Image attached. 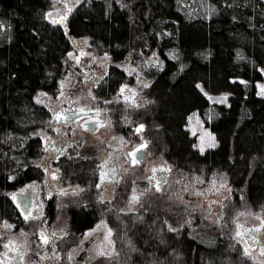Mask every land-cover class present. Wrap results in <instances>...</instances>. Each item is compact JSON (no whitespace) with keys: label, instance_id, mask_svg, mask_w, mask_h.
Here are the masks:
<instances>
[{"label":"trees","instance_id":"1","mask_svg":"<svg viewBox=\"0 0 264 264\" xmlns=\"http://www.w3.org/2000/svg\"><path fill=\"white\" fill-rule=\"evenodd\" d=\"M52 6L0 0V224L25 226L9 194L45 180L38 132L52 115L37 96L59 92L74 41L86 39L115 64L97 97L110 100L127 82L118 64L143 69L139 122L151 152L185 173H225L231 199L216 231L172 230L154 206L122 211L131 185L117 187L112 204L99 201V161L81 150L61 163L62 180L83 188L73 198L72 234L107 220L116 254L96 264H252L231 225L240 209L264 214V0H84L62 23L49 20ZM150 56L158 64L148 68ZM204 90L228 93L227 102H211ZM195 112L217 139L203 152L188 129Z\"/></svg>","mask_w":264,"mask_h":264},{"label":"rangeland","instance_id":"2","mask_svg":"<svg viewBox=\"0 0 264 264\" xmlns=\"http://www.w3.org/2000/svg\"><path fill=\"white\" fill-rule=\"evenodd\" d=\"M83 1L84 0H52L53 6L48 12L49 20L61 21L63 17L67 19L69 13ZM49 13H51V15H49ZM66 19H63L62 22H66ZM74 42L78 45L83 43L86 44L85 52L89 58L98 57L90 50L86 39H78ZM79 55L80 53L73 51L69 53L70 69L60 83L59 89L61 90L58 92L59 96L67 97L70 90L75 87L76 74L73 73V71H76L75 65ZM100 57L104 58L103 56ZM151 58H154L156 61L158 60L154 56H150L146 61L149 62ZM97 61L99 62L100 60ZM119 65L126 71L127 76L132 77L135 74V66L130 63L123 66L121 64H118V66ZM152 65H155V63ZM90 75L91 74H87L84 78L86 79ZM257 85L259 95L264 97V79ZM204 92L213 103L225 104L227 102L228 93L212 94L205 90ZM73 98L78 104L80 103L85 106H92V104L96 103L107 104L114 100L99 99L94 92H89L87 94L82 92ZM115 99L119 100L120 96H117ZM37 101L45 105L49 110H53L60 105V100L57 97H52L50 94L44 92L38 94ZM137 102L141 108L145 105L140 89ZM104 110L107 109L105 108ZM138 126L139 125L136 124L134 129L136 130ZM55 127L56 123L52 118L51 125L47 129L38 132L44 147L50 142V138H52L50 129L52 130ZM188 129L197 137V148L200 151L203 152L217 145L215 134L205 125L197 112L190 116ZM99 134L100 135L91 136L81 133L77 138L71 135L68 138L70 147L78 144V148H82L86 145L89 149V147L92 146L96 154L102 159L103 164H105L104 162L108 159L110 148L105 147L100 137L102 133ZM53 140L55 144H59L58 138L54 137ZM138 143H141L138 137L136 139H127L128 147L126 149L133 150L137 147ZM147 143L148 149L146 152V159L140 166L132 167L130 159L125 154L118 156L116 159L118 165L116 178L130 180V185L136 187L135 189L138 196L147 195V197L145 195L144 199L139 202L132 201L128 203L127 199V203L122 211L129 212L138 210L141 207L154 206L153 209L163 211L168 215V225L170 229L176 230L185 227L188 228L193 235L210 234L221 227L225 222L227 203L231 199V187L227 175L220 172L205 177L202 174L185 173L180 170H175L163 156H154L149 148V141ZM110 151H112V149ZM44 156L49 157V154H46V151H44L43 158L39 161L42 167L46 164ZM109 167L111 169H106V172H112L114 169L111 165H109ZM167 169L171 171L170 182L162 187L161 190H157L152 176L156 171H165ZM27 186L31 187L30 192L35 198L34 210L31 212L30 218L25 211H23L25 226L21 228H16L9 223L0 224V238L3 240V248L0 251V264H9V260L13 255L5 245H11L13 242L19 244L25 250L23 264H44L43 258L47 248L41 242L38 233L44 227V202L42 196L45 192L46 183L44 180L43 183L33 182L25 187ZM20 192L21 190L19 189L9 194L11 199L18 206L17 194ZM112 193L113 188L106 186L104 188V199H110ZM262 224H264V214L245 208L240 209L232 221V237L240 244L244 254L250 258L252 264H264V251H262V247L253 248V240L251 238L253 237L251 231L260 228ZM109 230L111 235H109ZM82 241L83 243L85 241L89 242L90 249L87 250V255L92 258L90 264L103 262V260H111L116 254L113 231L109 223L105 220L100 219V222L85 234ZM262 245H264V237L262 239ZM81 250V247L73 248L72 255L76 256ZM101 253H103V255Z\"/></svg>","mask_w":264,"mask_h":264},{"label":"flooded vegetation","instance_id":"3","mask_svg":"<svg viewBox=\"0 0 264 264\" xmlns=\"http://www.w3.org/2000/svg\"><path fill=\"white\" fill-rule=\"evenodd\" d=\"M85 45L84 43L78 45L75 42L73 44V52L80 53L75 65L76 71H73V73L76 74L75 87L70 90L67 97L59 96V93L50 94L52 97H57L60 100V105L55 107V109H53L54 111L52 109L49 110L56 123V127L52 130L50 129L52 138H50V142L44 147L49 157L44 156L46 161V164L43 166L46 188L42 196L44 202V227L38 233L41 242L47 248L43 258L44 264H61L62 261L64 264H90L92 258L87 255V250L90 249V245L88 241L83 243L82 239L88 231L92 230L96 224L100 222V219L107 222L105 218H100L93 227L82 233L72 234L71 212L75 209V207L72 206L75 203H73V198L79 196L83 188L78 184H72L62 180L61 163L69 156L80 155L81 150H84L88 155L97 159L99 161V176L97 183L99 201L112 204V202H114L117 187L131 184L128 179L116 178L118 173L117 157L125 154L130 159L132 167L140 166L146 159V152L148 149L146 126L139 122L141 107L137 102V97L139 96L138 88L148 83V79L144 78L143 69L135 66V74L132 77L128 76L127 82L119 87L114 98H112L114 99L112 102L110 101L107 104L96 103L92 104V106H85L80 103L78 104L73 98L82 92L86 94L94 92L97 97V89L115 66V64L105 56H103L104 58L100 56L97 58H89L85 52ZM97 60L100 61L98 62ZM152 64L148 66L146 63V67L149 68ZM155 64L157 65L158 61ZM87 74L91 75L85 79L84 76ZM117 96H120L119 100L115 99ZM105 108L107 110H104ZM58 113L68 117L67 121H58L56 119V114ZM136 124L139 126L135 130L134 126ZM138 129L140 130L138 131ZM81 133L91 136L100 135L99 133H102L100 137L105 147H109L110 150L112 149V151L109 150L108 152V159L104 162L105 164H103L102 159L96 154L92 146L89 147V149L86 145L82 148H78V144L70 147L68 138L71 135L77 138ZM54 137L59 139L58 145L55 144L53 140ZM137 137L141 140V143H138L137 147L133 150H127V139H136ZM133 152L136 153L135 158L130 155ZM143 153L144 159L140 160ZM133 159H135V163H133ZM109 165L114 167L112 172H106V169L110 168ZM170 174L171 171L169 169L155 172L152 178L154 179L157 189L161 190L162 187L170 182ZM106 186L113 188L112 197L108 200L104 199V188ZM130 187L128 203L133 201L134 195L136 197L138 196L135 189L136 187H133V185ZM30 189V186L23 187L20 189L21 192L17 194V200H20L19 206L17 205V207L24 220L25 216L23 215V211H25L30 218L31 212L34 210L35 198L30 192ZM145 195L138 196L136 202L142 201ZM20 204L28 205V208L23 209L20 207ZM83 205H85V203L80 201L79 207H83ZM251 233L253 236L251 237L253 240V248L262 247V251H264V245H262L264 224H262L260 228L252 230ZM45 239L47 243H45ZM76 247H81L82 250L76 256H73L72 250ZM8 248L13 255L9 260V264H23L25 250L15 242L8 245Z\"/></svg>","mask_w":264,"mask_h":264},{"label":"snow or ice","instance_id":"4","mask_svg":"<svg viewBox=\"0 0 264 264\" xmlns=\"http://www.w3.org/2000/svg\"><path fill=\"white\" fill-rule=\"evenodd\" d=\"M69 11H70V9H69ZM49 15H51V13H49ZM63 19H66V17L61 18V21L53 20L52 22H53V23L62 22ZM81 111H83V110H81ZM56 119H57L58 121H61V120L67 121L68 117L63 116L62 114H59V113H58V114H56ZM141 128H142V126H141ZM139 130H140V129H138V131H139ZM130 155H131L133 158H135L136 153L133 152V153H131ZM135 162H136L135 159H133V163H135ZM53 178H55V177H53ZM157 190H159V189H157ZM137 199H138V198L134 195V196H133V202H136ZM109 235H111L110 230H109ZM45 243H47V240H46V239H45ZM5 247H8V245H5ZM101 254L103 255V253H101Z\"/></svg>","mask_w":264,"mask_h":264},{"label":"water","instance_id":"5","mask_svg":"<svg viewBox=\"0 0 264 264\" xmlns=\"http://www.w3.org/2000/svg\"><path fill=\"white\" fill-rule=\"evenodd\" d=\"M152 63H157V61L154 58H151V60L149 62H147V65L149 66ZM143 159H144V153L142 154V157L140 158V160H143ZM18 202H20V200H18ZM20 207H22V208H28V205L20 204Z\"/></svg>","mask_w":264,"mask_h":264}]
</instances>
